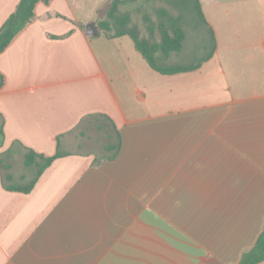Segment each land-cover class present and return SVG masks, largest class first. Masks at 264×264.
Instances as JSON below:
<instances>
[{"label":"crops","instance_id":"0c3cea01","mask_svg":"<svg viewBox=\"0 0 264 264\" xmlns=\"http://www.w3.org/2000/svg\"><path fill=\"white\" fill-rule=\"evenodd\" d=\"M199 1L215 50L171 74L129 35L86 33L111 0L36 5L0 53V154L15 152L10 169L0 164V264H239L256 244L264 0ZM19 2L0 0V28ZM117 130L120 151L105 159ZM26 147L64 154L30 192L9 190L7 173L18 185L31 178Z\"/></svg>","mask_w":264,"mask_h":264},{"label":"trees","instance_id":"16d2710c","mask_svg":"<svg viewBox=\"0 0 264 264\" xmlns=\"http://www.w3.org/2000/svg\"><path fill=\"white\" fill-rule=\"evenodd\" d=\"M51 0H20L16 9L4 22L0 28V53L3 52L13 39L19 34L23 28L35 17V7L39 2L49 3ZM137 0H111L104 18L98 21L99 28L108 37H118L129 35L133 38L136 48L142 53L148 63L161 73L171 74L182 71H189L198 68L201 64L211 58L216 47V39L213 29L207 22L201 9L200 1L196 0V6L199 9L203 23L208 27L212 37V45L204 57L190 64L168 63V58L173 53H179L184 46L187 33L182 24L183 13L178 12L177 15L172 14L165 7L157 8L158 20L152 19L149 15H145L149 36H141L138 25L133 23L132 16L129 11H122V5H132L139 9L136 4ZM135 4V5H134ZM138 6V7H137ZM178 9V8H177ZM180 10V9H178ZM159 29L161 38L156 40L155 30ZM4 83V76L0 73V87ZM4 121L0 122V147L4 144ZM122 144L120 131L117 130L116 140L106 145L107 151H112L111 155H107L105 159H113L120 151ZM64 153L58 150L52 156H46L35 150L26 147L24 153V166L30 170L31 178L24 184H16L13 181L11 173L6 174V188L9 190H17L30 192L44 170L58 157ZM15 152L11 148L5 154H0V164L4 169L12 167L10 161L15 158ZM264 260V232L261 234L256 244L242 255L239 264H257Z\"/></svg>","mask_w":264,"mask_h":264},{"label":"rangeland","instance_id":"374dc122","mask_svg":"<svg viewBox=\"0 0 264 264\" xmlns=\"http://www.w3.org/2000/svg\"><path fill=\"white\" fill-rule=\"evenodd\" d=\"M136 4L140 7L139 9L133 7L132 4L130 6L122 5L121 10L130 12L133 23L138 25V28L140 29L141 36H149V29L147 28L145 15H149L152 19L158 20L159 15L156 11L157 8L165 7L174 15H177L178 12L182 10V24L185 27L187 38L185 40L184 53H182L180 59L174 63L190 64L198 61V59L205 55L211 48V33L202 21L199 9L196 6V0H137ZM155 38L156 40L161 38L158 28L155 30ZM14 162L16 173L18 174L22 172L21 160L18 159Z\"/></svg>","mask_w":264,"mask_h":264},{"label":"water","instance_id":"95a60500","mask_svg":"<svg viewBox=\"0 0 264 264\" xmlns=\"http://www.w3.org/2000/svg\"><path fill=\"white\" fill-rule=\"evenodd\" d=\"M86 33L91 36H97L100 33V28L97 23L90 22L86 25Z\"/></svg>","mask_w":264,"mask_h":264}]
</instances>
